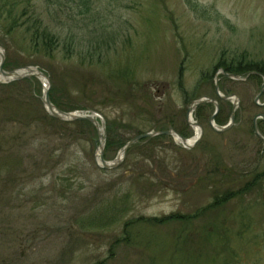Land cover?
<instances>
[{
  "label": "rangeland",
  "instance_id": "rangeland-1",
  "mask_svg": "<svg viewBox=\"0 0 264 264\" xmlns=\"http://www.w3.org/2000/svg\"><path fill=\"white\" fill-rule=\"evenodd\" d=\"M6 11L41 19L55 46L32 47L28 25L8 34ZM0 47L5 70L38 67L68 112L105 119L108 161L143 133L192 137L188 107L217 99L221 62L254 64L237 72L247 81L219 82L240 100L233 130L216 133L214 109L201 107L193 150L144 139L111 170L96 163L93 124L49 115L44 82L0 83V264H264V150L253 131L264 114V0H0ZM223 105L222 125L233 103Z\"/></svg>",
  "mask_w": 264,
  "mask_h": 264
},
{
  "label": "water",
  "instance_id": "water-1",
  "mask_svg": "<svg viewBox=\"0 0 264 264\" xmlns=\"http://www.w3.org/2000/svg\"><path fill=\"white\" fill-rule=\"evenodd\" d=\"M0 56H1V61H0V83H12L16 81H22L26 79H32V78H37L40 81L45 83V80H47L48 85L45 86V91L41 97V101L46 108L47 112L49 113L50 116L63 121V122H77V121H88L91 124H93L98 131V141L100 142L97 153H96V163L101 169L105 170H111V169H116L122 163L124 162L127 153L129 149L137 142L146 139V138H154L156 136H161V135H174L176 138L181 139L182 141L186 142V140L182 139L178 134L174 132V130H169V131H151L148 133H143L140 134L132 139H130L120 150L119 154L113 161H108L105 159V147H106V140H107V124L105 119L97 112L88 110V111H74V112H66L61 109H59L52 101L50 98V82H49V77L41 71L38 67H32V66H27V67H22L19 69H14L11 71H7L3 68L4 61H5V54L4 51L0 47ZM229 77L235 78V79H240L239 76L236 75H228ZM264 90V86H263ZM212 100L211 98L208 97H202L200 99L195 100L190 109H189V115L201 104L207 101ZM216 103V102H214ZM238 108V102L236 101L235 106H234V111L232 114V118L230 123L225 126V127H219V129L223 131H227L231 129L232 125L234 124V119H235V114L236 110ZM217 129V130H219ZM256 133L264 139V137L261 135L259 132L258 128H255Z\"/></svg>",
  "mask_w": 264,
  "mask_h": 264
},
{
  "label": "flooded vegetation",
  "instance_id": "flooded-vegetation-1",
  "mask_svg": "<svg viewBox=\"0 0 264 264\" xmlns=\"http://www.w3.org/2000/svg\"><path fill=\"white\" fill-rule=\"evenodd\" d=\"M228 59V58H226ZM233 58H231L230 60L228 59V61H223L221 62V64L218 66V71L216 73V82H215V88H216V94H217V99L210 97V96H201V97H208L211 98L212 100L201 103L190 115H189V109L192 105V103L201 98V97H197L195 99L192 100L191 105L188 107L187 110V126L192 129L194 131V135L192 137H188L186 136V129H179V132H177L172 126H169L168 129L166 131L169 130H174V132L176 134H178L182 139L186 140V142L182 141L181 139L176 138L174 135H161L158 136L157 138L159 139H174L176 140L179 144H181L183 146L184 149L186 150H193V148L196 147V145L202 140L203 136H204V131L205 128L202 125V123H200L199 120L196 119V117L194 116V113L197 111V109L204 107V108H210V109H214L213 113L210 116L209 119V124L210 127L218 134H223L226 132H229L231 130H233L236 126V121H237V117H238V113H239V108H240V100L238 99V97H236L235 95H230V94H222L220 91V85L219 82L224 79V80H234V81H239V82H245L248 80V78H243L240 74H237V72L242 73L243 71H246V69L249 66V63L247 59H245V57H237V59L235 58L232 61ZM222 74V77H219V75ZM257 74L255 75L256 78H261L262 76L259 75V73H254ZM228 75H236L239 76L240 79H235L232 77H229ZM263 86H264V82L262 83L261 86V90L259 92V94L256 96L255 99V103L256 105L259 106L260 109L264 110V102H261L262 97L264 96V90H263ZM229 101H232L233 106L231 109V113L229 115V119L228 122L226 124L222 125V121H221V113L224 110V105L223 103H229ZM236 101L238 102V108L236 110V114H235V119H234V124L232 125L231 129L227 130V131H223L221 129H219V127H225L227 126L232 118V114L234 111V106ZM216 102V103H214ZM258 128L259 132L261 133V135L264 137V114L260 113L258 115L255 116L254 121H253V131H254V135L258 138V140L262 143V150H264V139H262L255 131V128ZM200 128L201 129V134L196 137L197 132L196 129ZM219 129V130H217ZM193 140V141H191ZM191 141V142H190Z\"/></svg>",
  "mask_w": 264,
  "mask_h": 264
},
{
  "label": "trees",
  "instance_id": "trees-1",
  "mask_svg": "<svg viewBox=\"0 0 264 264\" xmlns=\"http://www.w3.org/2000/svg\"><path fill=\"white\" fill-rule=\"evenodd\" d=\"M6 13H7L6 14V20L8 22L9 28H8V26L5 28H7L8 34L13 35V33H15L23 25H28L27 30L30 31L31 36L33 37L32 43H31L32 47H35V48L48 47L49 49L50 48L52 49L55 46V44L57 42L55 35L52 33V31L49 29V27L43 25L41 19L38 18L34 21L25 20L24 22H20V19H21L20 16L14 15L12 11L10 13H8L6 11ZM249 66L252 67V66H254V64L249 63ZM5 67L8 69V66H5ZM25 83H30V80H25ZM50 97H51V100L53 101V103L57 107L61 108L62 110H66V108L62 105V103H60L57 100L56 94H53V95L50 94ZM66 111H68V110H66ZM78 124L84 125L85 127H87V126L92 127V124L87 122V121H77V125ZM108 131H110L109 128H108ZM124 144H122V147L124 146ZM108 147H109V145H107V148ZM226 200H227V198L219 199L216 201V204L225 202Z\"/></svg>",
  "mask_w": 264,
  "mask_h": 264
},
{
  "label": "bare ground",
  "instance_id": "bare-ground-1",
  "mask_svg": "<svg viewBox=\"0 0 264 264\" xmlns=\"http://www.w3.org/2000/svg\"><path fill=\"white\" fill-rule=\"evenodd\" d=\"M45 85H48L47 80H45ZM196 132H197L196 137H198V136L201 134V129H200V128H197V129H196ZM191 141H193V140H191ZM191 141H190V142H191Z\"/></svg>",
  "mask_w": 264,
  "mask_h": 264
}]
</instances>
